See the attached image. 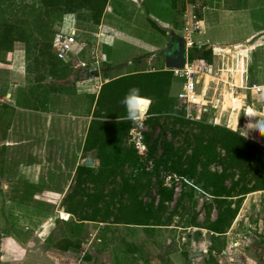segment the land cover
I'll list each match as a JSON object with an SVG mask.
<instances>
[{"label": "rangeland", "instance_id": "374dc122", "mask_svg": "<svg viewBox=\"0 0 264 264\" xmlns=\"http://www.w3.org/2000/svg\"><path fill=\"white\" fill-rule=\"evenodd\" d=\"M134 1L127 0L126 5L121 3L116 5L118 11H121V17H117L116 14L113 16L110 13L105 17V24L108 27L112 25L117 30L116 35L105 34L99 39L102 42L104 39H108L109 42V45L104 48V52L110 58L111 63H103L104 66H110L108 76L113 77L131 70L150 69L152 65L158 69L163 68V56L159 52L163 47L165 48L170 36H168L169 33L165 34L162 29H174L175 25L176 32L183 35L186 12L200 14L203 11V6L208 5L209 11L205 10V14L209 23L205 28L201 27L199 32L192 35L198 43L196 49H199V44L206 48L212 45L233 46L236 42H245L250 34L257 32L253 43L255 41L261 46L251 53L253 57H251L250 65H252V75L255 80L263 81L260 78L264 77V40L260 39L262 37L259 38V35L264 32V0H196L195 3H191L190 0H176L177 11H174V7L172 8L171 0H137V3ZM34 2L36 0H0V35L4 33V27L9 22L28 21L23 25L30 29L32 34L26 36V40L18 41L25 48L27 54L32 56L30 57V67L37 73L39 71L35 69L36 59L33 55L37 50L39 51L44 37L34 24L33 14L22 12L24 9H31ZM109 9L111 12L116 10L113 5ZM42 14V22H48V15ZM68 15L65 17V21L81 30L79 39L82 42V50L78 55L82 59L91 61L89 46L94 42L92 32L97 27L88 23L86 19H78L72 14ZM59 22L57 21L53 25L50 23V27L54 29ZM243 45L245 46V44ZM76 50L79 52L78 46ZM246 51H248L247 47ZM52 54L51 58L54 63L62 64L54 51ZM213 55L212 66H209L206 61L200 63L199 59L191 62L200 71L197 74L200 78L204 76L203 72L214 75L206 76V79H209V81L207 80L209 85H202L204 78H201V83L197 85L195 100L206 104V99L211 101V98H215V91L218 89V97L222 98L223 108L226 109L229 107L231 92L229 87L232 89L236 86L227 84L228 75H219L218 67L223 68L224 63L218 59L215 53ZM149 56L154 57L150 58ZM255 57L257 58L255 59ZM3 60L6 59L1 61ZM234 61L232 56L226 60L229 64ZM74 63L75 61L71 60L67 65L74 66ZM74 68L78 69L76 66ZM5 75L7 76V73L1 72L0 79H3ZM229 75L230 81L233 82L234 76L231 77V73ZM215 76L219 77L220 84ZM183 82L184 78L177 77L175 79L173 95L178 94ZM49 86L52 90L58 89L56 85ZM63 87L64 91H62L68 92L70 97L65 101V97L62 95L60 98L49 96V105L47 106L42 104L43 100L33 103L28 96H22L19 100L10 99L6 103L0 102V259L3 257L2 244L6 237L12 234H15V238L19 241L22 240L25 244L31 243L30 247H35V243L37 245L35 250H27L26 255L23 252L24 255H22L20 250L13 251L15 255H8L13 262L2 263L15 264L14 262H19L22 257L23 259L21 258L18 264H144L146 256L149 255L150 259L162 257L164 259L160 262L162 264L171 263V256L173 259L179 258V261L177 260L178 263L181 261L179 264H215L208 260L207 249L212 245L211 233L208 228L186 226L194 214H198L200 225L207 224L205 204L214 196L208 191H206L208 196L202 195L181 181L177 184L178 189H175L174 200L168 203V209L163 216L166 221L171 213L176 211L171 225L155 226L153 231H148L147 227L142 228L138 225L125 223L86 221L83 224H77L76 217L66 211H61V207H66L65 198L74 188L77 166L87 158L93 159V166L99 165L94 151H83L88 119L73 116L83 115L84 112L89 113L93 109L92 96L95 94L84 92L87 91L89 85L88 87L86 85ZM82 91L84 93H81ZM32 94H35V91L29 92V95L32 96ZM237 97L240 99L239 96H235L234 101ZM241 101L239 100V102ZM202 107L204 106L200 104L190 106V111L198 120L206 119L209 123L221 124L233 130L238 127V119L244 120L245 110L236 117L235 121L232 120L228 124L230 112L220 118L213 111L215 109H211V104L206 105V111ZM29 108L33 111H30ZM177 108L179 110L186 108L188 112V108L181 105L179 100ZM45 109L52 110L55 114L49 116L41 113ZM241 109L239 107V112ZM163 124L168 126L167 137L171 138L172 131L170 129L173 126V119L172 117H163L156 129L147 127V130L151 132V139L164 133L161 129ZM238 129L242 131L241 128ZM128 138L126 140L127 147L129 146ZM182 138L183 135L177 136L178 144L181 143ZM253 140L258 142L257 139ZM217 168L219 166H212V169ZM163 171L167 170L162 168L160 170L162 182ZM125 173L135 175V170L128 166L125 168ZM157 178L152 177L151 194H143L145 202H149L155 197L156 204L158 203ZM187 179L198 185L193 179ZM120 183L119 176L115 182L116 187ZM190 190L195 191L194 199L191 200L185 196L186 198L175 208L176 200L181 193L188 194ZM261 191H256L258 194L251 197V193L245 196L241 209L246 199L251 198L246 204V216L236 228L232 230V225L228 231L231 233L226 238L225 253L220 256L223 264H264V190ZM216 215L217 210L214 208L212 218H215ZM248 224H251L255 231L253 232L255 237L250 239L249 244L247 241L251 234L246 231ZM244 234L247 235L246 238H244ZM64 239L78 243L79 251H65L56 247ZM246 244L248 245L245 247L241 246ZM221 247H224V241H221L216 247L217 254L221 255V252H218ZM248 250L250 251L247 253ZM245 255H247V259H243ZM240 258L243 259V262ZM2 263L0 261V264Z\"/></svg>", "mask_w": 264, "mask_h": 264}, {"label": "trees", "instance_id": "16d2710c", "mask_svg": "<svg viewBox=\"0 0 264 264\" xmlns=\"http://www.w3.org/2000/svg\"><path fill=\"white\" fill-rule=\"evenodd\" d=\"M108 2L109 0H36L31 9H24L22 12L33 14L34 24L45 41L39 46L40 54L45 59L46 55L51 59L54 29L50 27V23L53 25L62 21L65 15L72 14L97 26ZM190 2L195 3L196 0ZM174 3L176 8L177 1ZM42 13L48 15V22H42ZM26 22L28 21L9 22L4 27V33L0 35V41H6L7 45L16 40H26V36L32 34L30 29L23 25ZM162 31L167 34V31ZM199 50L192 49L189 61L204 59L212 66V49L204 47L202 51ZM52 65L57 67L55 63ZM176 78L171 70L141 69L105 80L98 96L92 98L95 107L83 145L84 152L94 151L99 165L89 166L81 163L77 166L74 188L64 201L65 210L78 219L75 221L77 224L86 221L112 222L147 228L171 225L176 211L174 210L166 221L163 216L168 209V203L175 198V189L164 187L160 170L162 168L177 173L193 179L199 187L214 196L205 204L207 224L200 225L198 214H194L186 226L208 228L212 239L208 260L219 264L213 252L217 251L216 247L221 241H224V247L218 252L225 249L227 232L237 218L245 196L264 190V145L248 138L239 130L209 123L206 119L188 118L186 108L179 110L177 96L172 94V84ZM133 87L139 88L141 95L151 99L145 120L147 127L156 129L163 117L173 119L171 138L167 137L168 126L164 125L165 123L161 126L164 133L154 139H151L149 130L145 131V141L149 148L147 161L152 160L154 163L151 172L146 170L145 161L138 156L136 150L126 145L135 124L123 119L118 121V117L126 115V108L121 104V100ZM179 135H183V138L178 144L176 138ZM213 165L219 168L212 169ZM128 166L135 170V175L125 173ZM119 176L121 183L116 187L115 182ZM153 176L158 177L157 204L155 197L149 202L143 200V194H151ZM185 196L192 200L195 191L181 193L175 208ZM214 208L217 215L212 218ZM56 247L72 252H78L80 249L78 243L69 239H64Z\"/></svg>", "mask_w": 264, "mask_h": 264}, {"label": "crops", "instance_id": "0c3cea01", "mask_svg": "<svg viewBox=\"0 0 264 264\" xmlns=\"http://www.w3.org/2000/svg\"><path fill=\"white\" fill-rule=\"evenodd\" d=\"M131 1H134V0H131ZM175 1L176 0H171V6L173 5L172 8L175 7L174 6ZM134 2L137 3V0ZM118 3L126 5L127 0H109L108 5L105 9L104 15L102 17V20L99 23V25H101V24L103 25L102 36H104L105 34L108 36L109 35L114 36L117 34V30L114 28V26H112L109 23L111 26L108 27L105 24V17L108 13L113 14V16H114V14H116L117 17L118 16L121 17V14H120L121 11H118L117 6H116ZM111 5H113L116 9L114 12L113 11L111 12L109 9ZM177 10H178V7L176 6V8H174V11H177ZM202 10L203 11H201L200 14L195 13V15L200 20L199 30L196 32H199L201 27L205 28L207 26V24L209 23L208 17L205 14V10H206V12L209 11V6L208 5L203 6ZM190 13L191 12H186L185 16L188 17ZM193 14H194V12L192 13V15ZM177 26H179V25L177 24ZM96 27L97 28L94 29V31H98V25ZM173 28L174 29L166 28L167 34L169 33L168 36H170L171 33H178V32H176L175 25ZM177 28H179V27H177ZM166 29H165V31H166ZM256 33L250 34V36H248L246 38L245 42L239 41V42H236L233 46L212 45L211 47L210 46L208 47V48H211L212 51H213V48L216 49V52H217L216 55L218 56V59L224 63L223 68L221 66L218 67V69L220 71L219 75H222V76L228 75V77L226 79L227 84L236 86L235 88L232 87V89L229 87V89L231 90V92L229 94V104H228L229 107H227L226 109L223 108L224 102H223L222 98L218 97V95H219V94H217L218 89H217V91H215L217 97L215 96V98L214 97L211 98L212 99L211 101L206 99V101H207L206 105L211 104V109L212 110L215 109L213 111L215 112L216 115H218V117L223 118L225 113L230 112L228 120H227L228 124L232 120L235 121L236 117L249 106L254 108L256 111L264 112V95H263L264 89L260 93H255L254 91H252L250 89V87L255 83H259L261 85H264V77L262 76L260 78V79H263V81L255 80V78L252 75V65H250L251 57H253L251 53L253 52V50H257V48L261 46V44L256 43L255 41L253 43V39H254ZM263 33L264 32H262V34H260L261 36L259 35V38L262 37V38H260L262 40H264L263 39L264 38ZM178 34H180V33H178ZM183 34H184V32H183ZM169 41H170V39H169ZM169 41H168V43H169ZM167 44L165 45V47L167 46ZM197 44L198 43L196 42V45ZM243 44H245V46ZM91 45L89 47H91ZM106 45H109L108 39H104L103 42L102 41L98 42V47L100 46L99 48L101 51L100 57L102 59L101 75L100 76L102 77L104 82L107 78H109V79L115 78V77L127 74V73L132 71L131 70V71L126 72V73H119L118 75L113 76V77L108 76V73L110 71V66H108V65L104 66L103 65L104 62L111 63L110 58L104 52V48L106 47ZM246 47H247L248 51H246ZM198 48L200 49L199 51H202V49L204 48V45L199 44ZM163 49H164V47L159 52L160 55H161ZM77 53L80 54V51ZM226 53H228V54H226ZM78 54H76L75 57H73V60L75 61L74 66L67 65L71 61L63 62L62 60L59 59L62 62V64L57 65V67H55L54 65H52L54 63L52 58L49 59V56L46 55V59H45V57H42L43 55L40 54V51L37 50L35 52V54L33 55V57L36 59L35 69H37V71H39V72L35 73L33 70H31V67H30V57H32V56L27 54V51L25 50V48H23V46L21 45V43L18 40L13 41L12 43L9 42V44H7V45H6V41L1 40L0 41V73L1 72L7 73V76L5 75L3 79L2 78L0 79V102L6 103L10 99L19 100V99H21L22 96H28V98H30L33 103L37 102V100H43L44 103H42V104L47 106V105H49V103H48V101H49L48 97L49 96H52L54 98H60V95L65 97L64 100L66 101L70 97V94L66 91L63 92L64 91L63 86L75 85L76 87H80V86L82 87L83 85H86L88 87V85H92V81L89 79V76H88L86 71L78 70V69L76 70V68H74L75 66L77 67L78 60H82V58H80ZM197 54L199 55L200 52H198ZM236 54H238L239 56ZM242 55H243V57H240ZM162 56H163V54H162ZM229 56H232L235 59V61L232 62L231 64L226 62V60L229 58ZM149 57L153 58L154 56L153 57L149 56ZM256 58L257 57H255V59ZM2 59H6V60L1 61ZM197 59H199V58H197ZM254 60H253V62H254ZM246 61H247V63H246ZM258 61H260V60H258ZM163 62H164L163 68H159V69L167 70L165 67L164 57H163ZM189 63L191 64L190 61H189ZM219 65H220V63H219ZM147 70H158V68H155L152 65V67L150 69H147ZM230 73H231V77L234 76L233 82L230 81V78H229ZM203 74L205 77L204 76L201 77L202 79L204 78L202 80V82H203L202 85H209L207 83L209 81V79L208 78L206 79V76L207 75L214 76V75L206 73V72H203ZM58 77H59V79H58ZM197 77L199 78V81H200L199 83H201V78L199 76H197ZM218 78L219 77H216L217 80H219ZM220 83H221V81L219 80V84ZM49 85H56V86H58V89L52 90ZM61 85H63V86H61ZM174 86H175V82L172 84V91L174 89ZM33 91H35V94H32V96L29 95V92L33 93ZM51 91L54 93L52 94ZM84 92L87 94H95V98L98 96L96 93H93L92 90H90L89 88L87 89V91H84ZM84 92L82 91L81 93H84ZM235 96H239L240 99L237 97L234 101ZM250 96H251V98H249ZM5 98H7V100L4 101ZM59 100H61V99H59ZM239 100H242V101L239 102ZM94 107H95V104H93V107H92L93 109L89 113L84 112L83 115L82 114L73 115L75 117H79V118L83 117V118L88 119L87 125H86L85 137L87 134V130H88L90 121L93 117L92 112L94 110ZM239 107L242 108L240 110V112H239ZM29 110H30V108H29ZM30 111H33V109ZM35 111L41 112L40 110H35ZM41 113L47 114L49 116H51V115L53 116L55 114L54 111L46 110V109L42 110ZM220 118H218V119H220ZM241 122H242V124L240 125ZM238 123L239 124H238V127L236 130H239L238 128H241L243 131V129L245 128V124H246L245 116H244L243 121H240V119H238ZM244 135H246L247 137H251L255 140L257 139L258 142L264 144L263 136H261L257 132H251L250 131V132H248V134H244ZM84 141H85V138H84ZM83 145H84V143H83ZM256 194H258V192H252L250 194V197L254 196ZM250 197L248 199H246V202H245L243 208L241 209L239 215L235 219V222L231 228L232 230L234 228H236V226L241 223V220L243 219V217L246 216V213H245L246 209L245 208H246L247 201L249 199L251 200ZM138 226H140V225H138ZM247 226L248 227H247L246 231L248 234H251L248 237V241H247V243L249 244L250 239L255 237V234L253 233L255 231H253V227L251 224H248ZM141 227L145 228L144 226H141ZM153 228H156V227H153ZM153 228H148L147 230L153 231ZM230 233L231 232H227V236H229ZM246 236L247 235L244 234V238H246ZM248 244L241 245V246L245 247ZM30 245H31V243L25 244L22 240L19 241L17 238H15V234H12L11 236L6 237L5 242L2 244L3 257L0 259L1 263L2 262H7V263L13 262L11 260L12 258H10L8 256V255H12V256L15 255L13 251L20 250L21 253L23 252L26 255L27 250H29V249L35 250L36 249V246H37L36 243H35V247H30ZM208 250H209V248L207 249V253H208ZM224 250L221 252V255L217 254V252H215V251L213 252L219 264H223V261H222L220 256L224 255V254H222V253H225ZM249 251L250 250H248L247 253ZM23 253H22V255H24ZM251 253H250V255H251ZM146 257L147 258L145 259L144 264H148V262H149V264H158L157 262L160 263V262L164 261V259L162 257H158V258L155 257L153 259H150L149 255H147ZM21 258H20V260H21ZM171 258H172L171 263L169 262L168 264H179V263H181V261L178 263L179 258L173 259V256H171ZM245 258L246 259L248 258L247 255H245L243 259H245ZM243 259L241 260V258H240L241 262H243ZM9 260H11V261H9ZM20 260H19V262H20ZM15 261H16V259H15ZM19 262L16 261L14 263L18 264ZM160 264H162V263H160ZM239 264H241V263H239Z\"/></svg>", "mask_w": 264, "mask_h": 264}, {"label": "built area", "instance_id": "2783aa9c", "mask_svg": "<svg viewBox=\"0 0 264 264\" xmlns=\"http://www.w3.org/2000/svg\"><path fill=\"white\" fill-rule=\"evenodd\" d=\"M69 16V15H68ZM64 16L63 20L59 22L58 25L54 28V35L52 40V49L54 54L58 59L69 62L73 60L77 53L76 47H79V51L82 50V42L79 39V32L81 31L78 27L69 25L68 22L65 21ZM199 18L192 13L186 17V25L184 30V36L186 38L187 45V59L188 62L185 68L182 69H171L176 77L184 78V82L182 83V88L177 94V98L180 101V104L187 107V117L190 119H195L196 117L190 111V106L193 104H200L203 110H207L206 104L199 103L195 100V96L197 94V85L200 82L197 74L200 72L197 68H195L192 64L189 63V54L190 50L196 48V42L193 39L192 35L199 30ZM103 33V25H98V31H93L94 42L90 47V57L91 61H87L85 59L78 60L77 67L79 70L86 71L89 79L92 81V85H89V89L92 90L93 93L99 94L101 87L103 85V79L101 75V62L102 59L100 57V48L98 47L99 39L101 38ZM213 53H217L216 49L213 48ZM200 63L205 61L204 59H199ZM202 67V66H201ZM206 67V66H205ZM204 71V70H203ZM202 71V72H203ZM250 89L255 93H260L264 89V85L259 83L253 84ZM7 98L4 99V101ZM248 108V107H247ZM246 108V109H247ZM148 110V109H147ZM147 118L144 116L142 122L131 129L129 133L128 143L132 146L138 156L145 161V167L148 172H151L154 168V163L152 160L147 161L149 148L145 141V131L147 130V126L145 120ZM260 143V142H259ZM262 144V143H261ZM264 145V144H262ZM181 181V183H186L188 186L196 189L202 195H207L208 193L204 191L201 187L194 184L192 181L188 180L186 177L178 175L177 173L170 171H163V184L166 187L178 189L177 184Z\"/></svg>", "mask_w": 264, "mask_h": 264}, {"label": "clouds", "instance_id": "9594fccd", "mask_svg": "<svg viewBox=\"0 0 264 264\" xmlns=\"http://www.w3.org/2000/svg\"><path fill=\"white\" fill-rule=\"evenodd\" d=\"M121 104L126 108V115L124 117H118V121L123 119L139 125L146 115V110L151 104V99L141 95L139 88L133 87L128 90L121 100ZM244 116L246 124L242 134H248L251 131L264 136V112L256 111L254 108L248 107L245 109Z\"/></svg>", "mask_w": 264, "mask_h": 264}, {"label": "water", "instance_id": "95a60500", "mask_svg": "<svg viewBox=\"0 0 264 264\" xmlns=\"http://www.w3.org/2000/svg\"><path fill=\"white\" fill-rule=\"evenodd\" d=\"M165 59V67L167 70L185 68L187 59L186 38L182 34L171 33L169 44L162 51ZM83 164L93 166V159L87 158ZM61 211L65 212V207H61Z\"/></svg>", "mask_w": 264, "mask_h": 264}, {"label": "flooded vegetation", "instance_id": "af4514ba", "mask_svg": "<svg viewBox=\"0 0 264 264\" xmlns=\"http://www.w3.org/2000/svg\"><path fill=\"white\" fill-rule=\"evenodd\" d=\"M168 44H169V43H168ZM168 44H167V45H168ZM161 55H162V53H161Z\"/></svg>", "mask_w": 264, "mask_h": 264}]
</instances>
